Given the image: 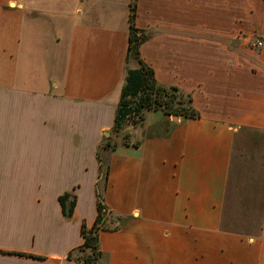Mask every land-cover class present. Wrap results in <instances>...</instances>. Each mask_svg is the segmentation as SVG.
<instances>
[{
    "label": "crops",
    "instance_id": "obj_1",
    "mask_svg": "<svg viewBox=\"0 0 264 264\" xmlns=\"http://www.w3.org/2000/svg\"><path fill=\"white\" fill-rule=\"evenodd\" d=\"M131 2L0 0V264H76L99 156L125 219L96 264H264V0H136L142 60L200 116L150 112L126 141Z\"/></svg>",
    "mask_w": 264,
    "mask_h": 264
},
{
    "label": "trees",
    "instance_id": "obj_2",
    "mask_svg": "<svg viewBox=\"0 0 264 264\" xmlns=\"http://www.w3.org/2000/svg\"><path fill=\"white\" fill-rule=\"evenodd\" d=\"M135 17L136 0H132L125 79L120 89L112 129L113 133L122 135L126 141H129L130 136L126 129L140 125L147 111H161L168 117L198 118L200 116L193 107L190 94L179 87L158 83L154 71L142 60L140 46L151 37V34L136 28ZM111 147V142L102 146L106 149ZM99 161L101 174L97 184V217L91 227L85 224L81 227L83 244L78 251L88 253L82 264L98 263L102 257L99 244L100 232L119 230L125 219L112 212L104 203L103 190L106 186L108 167L101 156H99ZM68 197V195H63L59 198L62 212L66 217L72 216L75 208V202L68 201ZM72 256L73 252H70L69 259H72Z\"/></svg>",
    "mask_w": 264,
    "mask_h": 264
},
{
    "label": "rangeland",
    "instance_id": "obj_3",
    "mask_svg": "<svg viewBox=\"0 0 264 264\" xmlns=\"http://www.w3.org/2000/svg\"><path fill=\"white\" fill-rule=\"evenodd\" d=\"M150 112H158L157 110L155 111V110H150V111H147L145 114H144V120H143V122L140 124V125H138V126H136V127H140V126H142V125H144V122H145V120H146V118H147V115L150 113ZM159 112H161V111H159ZM173 117V116H172ZM247 176H248V174H247ZM238 197V196H237ZM239 200H240V196H239ZM238 206V205H237ZM239 207V206H238ZM237 208V207H236ZM238 210V209H237ZM80 248V247H79ZM79 248H77L76 249V251H73V256H72V259L75 261V263L76 264H82V261H83V259H84V257L88 254L87 252H80V251H78V249Z\"/></svg>",
    "mask_w": 264,
    "mask_h": 264
},
{
    "label": "built area",
    "instance_id": "obj_4",
    "mask_svg": "<svg viewBox=\"0 0 264 264\" xmlns=\"http://www.w3.org/2000/svg\"><path fill=\"white\" fill-rule=\"evenodd\" d=\"M254 46L257 49H263L264 48V39H258L255 41Z\"/></svg>",
    "mask_w": 264,
    "mask_h": 264
},
{
    "label": "water",
    "instance_id": "obj_5",
    "mask_svg": "<svg viewBox=\"0 0 264 264\" xmlns=\"http://www.w3.org/2000/svg\"><path fill=\"white\" fill-rule=\"evenodd\" d=\"M173 118H174L175 120H177L178 117H177V116H173ZM127 129H129V127H128Z\"/></svg>",
    "mask_w": 264,
    "mask_h": 264
}]
</instances>
